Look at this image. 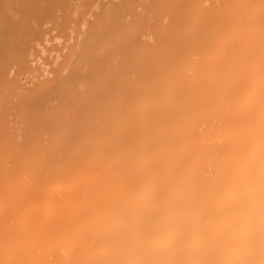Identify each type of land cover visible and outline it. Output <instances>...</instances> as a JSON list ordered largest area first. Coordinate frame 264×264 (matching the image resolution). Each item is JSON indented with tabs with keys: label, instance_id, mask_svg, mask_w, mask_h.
<instances>
[{
	"label": "clouds",
	"instance_id": "9594fccd",
	"mask_svg": "<svg viewBox=\"0 0 264 264\" xmlns=\"http://www.w3.org/2000/svg\"><path fill=\"white\" fill-rule=\"evenodd\" d=\"M116 2L0 0V264H264V0Z\"/></svg>",
	"mask_w": 264,
	"mask_h": 264
},
{
	"label": "bare ground",
	"instance_id": "6f19581e",
	"mask_svg": "<svg viewBox=\"0 0 264 264\" xmlns=\"http://www.w3.org/2000/svg\"><path fill=\"white\" fill-rule=\"evenodd\" d=\"M111 7L114 11L120 12L125 5L116 2V0H110ZM45 4L37 5V8L46 7ZM138 7L147 9L148 5H137ZM141 17V13H137L134 9L131 12L122 13L120 19L127 22L129 25L136 23L137 18ZM146 19V15L143 16ZM36 19L29 11L26 10L24 4L15 5L13 12L10 16L6 17L3 21V29L0 31V50L6 54H11L18 51L23 45H30L34 39L40 44V47L45 51H52L55 48V45L52 48H49L45 44L43 39L44 29L42 24H38L37 27H33V20ZM39 54V51L37 52ZM50 62V61H48Z\"/></svg>",
	"mask_w": 264,
	"mask_h": 264
}]
</instances>
